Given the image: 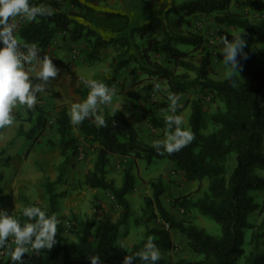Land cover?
Segmentation results:
<instances>
[{
    "label": "trees",
    "instance_id": "16d2710c",
    "mask_svg": "<svg viewBox=\"0 0 264 264\" xmlns=\"http://www.w3.org/2000/svg\"><path fill=\"white\" fill-rule=\"evenodd\" d=\"M87 2L90 0H30L32 4L51 8L53 14L37 16L22 25L16 32L19 44H35L39 55L43 57L47 55L52 40L62 34L68 37L70 44L82 42L87 50V59L97 62L100 52L116 40L111 34L104 38L102 31L88 19L86 14L94 10L86 4ZM231 2L232 0H185L167 9L163 15L152 14L146 24L128 29L130 38L137 36L143 41L141 47L135 46L138 50V58H135V61L142 63L141 70L145 75L156 81L162 80L171 94L180 96L191 88H199L202 91H211L213 98H217L222 104V108L217 106L210 115L209 123L214 126L210 133H203L205 118L200 98L192 99L189 109V130L194 133L195 138L178 152L163 155L156 152L153 143L140 139L138 131L122 110L116 109L111 114H103L105 126L98 125L93 117L86 118L78 124V137L69 133L68 114L64 110L56 114L55 132L59 142L55 144L48 140L46 145L57 146L61 157L64 158L67 150L74 152L78 139H82L94 154L92 168L84 176V186L87 189L108 191L113 202L120 208V213L114 222L109 215L103 213L101 225L94 220H84L80 223L79 238L71 243L62 242L65 229L61 222L63 218H59L56 242L52 248L39 249L37 252L46 254L51 259L61 255L63 264H91L88 257L93 254L99 255L103 264H122L123 261L115 252L119 228L127 223L131 215L126 195L133 189L134 177L129 169L137 160L144 159L150 164L153 159H166L185 181L207 182L201 198L195 201L184 197L176 198V206L185 210L192 207L198 209L220 226L221 233L214 237L189 221L175 218L161 201L164 193L162 182L151 181L149 184L152 199L148 206L152 211L155 209L163 223L161 229L152 228L149 231L156 236V246L164 252L171 250L173 244L168 230H173L185 240L187 248L196 257L194 260L178 259L176 264H264V233L250 223V217L260 208L254 194L264 191V177L258 174V171L264 170V58L258 56L252 40L245 38L246 56H237L241 83L234 85L232 79L211 80L209 53H203L200 63L194 65L188 58L189 51L184 50L185 47H190L192 51L200 49L202 36L193 33L172 34L166 24L167 16L171 13L185 16L200 14L215 24L235 27L244 35L264 43V28L248 20L245 14L233 12ZM248 3L252 11L264 12V1L249 0ZM103 17L106 20H123L120 31L129 27L128 17L118 11H105ZM124 45L128 46L127 40H124ZM127 51L126 48L125 53H128ZM160 56L164 57L161 62L153 59ZM52 59L71 79L76 78L67 62L54 57ZM128 64L127 58L116 66L114 72L128 67ZM178 70L183 72L178 73ZM111 79L105 83L111 85L116 78ZM88 91L87 85L81 81L74 92L84 100ZM132 97L148 102L146 95ZM164 107L165 104L150 103L152 128L167 129L165 118L155 113ZM37 110L40 112L41 109ZM28 113L30 114V111ZM44 120L38 115L35 126H42ZM230 155H234L235 166L228 173L226 162ZM112 156L129 159L120 187H115L113 181L107 178V167ZM59 180L60 178L55 182L44 183L49 206L46 214L49 216L57 213L58 198L62 197V194H56L54 191V186ZM3 199L0 190V203ZM15 217L21 223L28 219L22 214ZM246 230H251L250 240L253 246L248 254L243 249ZM141 250L142 243L135 244L127 255L134 256ZM35 259L34 256L24 254L25 264H36ZM141 263L145 262L139 257L131 261V264ZM0 264H11V261L9 258H2ZM157 264L165 262L160 259Z\"/></svg>",
    "mask_w": 264,
    "mask_h": 264
},
{
    "label": "rangeland",
    "instance_id": "374dc122",
    "mask_svg": "<svg viewBox=\"0 0 264 264\" xmlns=\"http://www.w3.org/2000/svg\"><path fill=\"white\" fill-rule=\"evenodd\" d=\"M146 1L149 3H146ZM146 1L144 2L148 5L159 1V7L156 13L163 15L167 9H171L185 0ZM248 1L249 0H232L231 10L236 13L245 14L248 20L264 28V12L252 11ZM132 2L133 0H90V2L86 3L90 7H93L94 10V12L86 14L92 24L102 31L101 33L104 38L111 34L113 39L116 40L113 44L100 52V59L97 62H90L87 59V50L82 42L78 45L67 43L62 47V52H59L60 48H55L52 50V53L54 58L65 63L68 62L71 70L80 78L76 77V80H95L106 84V81L112 80L111 78L115 77L116 79L114 82L109 85L115 90L113 98L116 97V102L122 104L124 107H126V103H124L126 100L125 97H131L133 102L140 105V108H136L138 104L131 108L128 119L138 131L139 137L143 142L153 143V141L163 138L168 132V129L151 127L150 103L165 104L166 107L155 111L158 116L165 118L166 115L170 114L168 112V104L170 103L168 97L171 92H169L162 80L156 81L145 75L141 70L142 63L138 60L135 61V58H138V50L135 46L141 47L143 41L138 39L137 36L130 38L128 29L119 30L123 24V20L110 25L103 17V12L105 11L114 12L120 10L119 12L122 13L124 11L122 3L129 5ZM27 21L28 20L18 16L15 17L14 24L19 25ZM166 24L168 30L172 34L193 33L202 36V45L200 49L192 51L190 47H185L184 50L189 51L188 58L194 65L200 63L203 53H209V78L211 80L224 81L232 79L234 85H239L241 83V77L237 69L236 73L232 76L227 75L229 68L224 65L221 60L222 54L219 51L222 46L217 43L220 34L227 35L229 39L238 34H241L244 39L250 38L258 56L261 59L264 58V43L252 36L244 35L241 30L235 27L215 24L209 18L200 14L185 16L171 13L167 16ZM16 32L14 33L15 36ZM62 36L58 37L57 42L66 40V35ZM17 40L19 43L18 38ZM124 40L128 41V46L124 45ZM126 48L128 49V53H125ZM127 58L129 60L128 67L114 72L116 66L120 62H124ZM153 59L161 62L164 57H153ZM57 68L62 74H65L63 69ZM26 69L32 71L35 76L37 69L34 65H26ZM177 72L182 73L183 70H178ZM122 74L125 79L121 82ZM126 80L128 81V85H126ZM156 84L160 85L158 89L155 87ZM140 92L144 96H147V103L143 100L132 98V94L138 95ZM213 97L214 95L211 91H202L199 88H191L187 93L180 95L177 110L178 114L183 117L182 127L189 130L188 117L190 102L192 99L200 98L202 100L205 118L203 133L208 134L213 131L214 126L209 123L210 115L215 111L217 106L220 108L223 107L218 99ZM213 99L214 101H212ZM111 108L112 107L106 109L104 114L110 113L112 111ZM20 109L21 105H17L16 108L13 109V115L15 117L13 124L0 128V174H2V181L3 177H5V182L3 183H6L3 185V183H1L2 181L0 182V188L2 189L0 190L2 194L4 192L7 193V197L4 198L7 207L6 205L4 207L2 206L5 201L3 200L0 203V209L6 210L8 214L13 216L22 214L23 208L30 205L25 189L23 188L29 180L27 174H32L34 176L35 173L40 172L37 170L41 168L38 165L41 159L45 162H61L60 158L56 159V157H54L53 151L50 148H44L42 150V148L37 147V149H35L36 151L30 150L33 139L36 136V139H42V143L38 142V145L41 146L43 143L45 144L46 140L51 141L52 135H56L55 113L51 114L50 112L41 111L40 109V112H38V108H33L34 114L37 113L41 118L45 119L42 126H35L34 123H31L32 113L24 114L18 111ZM76 130L77 126L72 124L69 133L72 131L73 135L76 136ZM45 137L50 139H46ZM44 155L47 156L48 159ZM63 159H70L72 172L69 178L71 179V183L62 184L63 187L60 188V190H62L60 193L62 197L58 198V204L60 202L62 211L65 212V215L61 217L62 215L56 213L55 217L57 221L59 218H63L61 222L65 230L62 235V242L71 243L79 238L80 223L84 222V220H94L95 223L101 225L103 223L102 214L105 213L109 215L110 219L114 222L119 216L120 208L113 202L112 196L108 191L93 190V192L97 193H91L92 189H87L84 186V176L86 172L92 168L94 154L82 139H78L77 147L74 152L70 149L67 150L66 157ZM128 161L129 159L120 156H112L110 158L107 167V178L113 181L115 187L121 186L124 178L123 172L128 166ZM234 166V155H230L226 162L227 172L230 173ZM129 171L134 177L133 189L126 195L131 207V215L127 223L119 228L116 241L117 249L115 252L119 259L123 261L124 257L127 256L128 252L135 244L142 243L144 248L148 240L154 242L156 236L149 232L150 229L162 228L161 226L163 223L161 218L156 213L155 209H153L154 213H152L153 211L148 206V202L152 199V191L149 184L151 181L156 182L160 180L162 182L164 193L161 197V201L164 207L175 218L189 221L198 228L205 230L211 236L218 237L220 235V226L209 216L203 215L198 209L193 207L185 210L176 206V198L184 197L192 201L201 198L207 186L206 181H185L182 175L174 169L172 163L166 159H153L150 164H147L144 159L137 160ZM59 173L61 174L60 176H64L61 170H59ZM258 174L264 177V170L258 171ZM16 181L17 183L15 184ZM262 194L263 192H256L254 194L255 201L259 204L260 208L250 217V223L257 226V228L259 227L260 232L262 231L264 233V194ZM168 233L173 244L172 249L164 252L159 248L161 259L164 260L165 264H176L178 259H196L187 248L185 240L177 232L168 230ZM250 238L251 230H246L243 245L246 254L252 251L253 248ZM262 240H264V237ZM26 254L34 256L36 258V264H63L61 255L51 259L46 254L39 253L35 250ZM2 258L5 260L8 257L0 250V260Z\"/></svg>",
    "mask_w": 264,
    "mask_h": 264
},
{
    "label": "clouds",
    "instance_id": "9594fccd",
    "mask_svg": "<svg viewBox=\"0 0 264 264\" xmlns=\"http://www.w3.org/2000/svg\"><path fill=\"white\" fill-rule=\"evenodd\" d=\"M53 10L30 3V0H0V128L14 122L13 109L24 105L32 109L37 103V94L46 91L50 78H55L59 69L53 63L52 57L39 55L35 44L21 46L15 36L17 25L10 18L21 17L34 20L37 16L52 15ZM217 43L221 45L220 53L224 65L229 68L228 76L236 73L238 54L246 56L244 48L246 40L241 34L232 36L220 34ZM26 65H34L37 69L35 76L30 74ZM30 77L39 78L40 83H34ZM89 91L81 102L74 103L68 111L69 120L78 125L86 118L93 117L98 125L105 126L106 121L100 115L101 106L110 105L115 90L107 84L95 81H83ZM155 87L158 89L159 84ZM168 112L165 123L168 132L163 138L153 141L156 152L163 155L178 152L190 144L195 135L182 127L183 117L177 114L179 96L169 94ZM22 215L28 219L21 223L15 216L0 209V250L9 258L11 264H24V254L39 249H49L56 242L57 219L55 215H47L38 205L23 208ZM145 264H157L161 253L156 244L148 240L143 250L134 256L124 257L122 264H131L135 258ZM91 264H103L97 254L88 257Z\"/></svg>",
    "mask_w": 264,
    "mask_h": 264
},
{
    "label": "crops",
    "instance_id": "0c3cea01",
    "mask_svg": "<svg viewBox=\"0 0 264 264\" xmlns=\"http://www.w3.org/2000/svg\"><path fill=\"white\" fill-rule=\"evenodd\" d=\"M144 1H146V0H133V2L129 5L122 3L123 4L122 6L124 7V11L122 13L127 15L128 22H129V24H128L129 27L126 28L125 30L129 29L132 26H138V25L146 24L148 22L149 17L158 11L159 1L156 3H150L149 5L146 4V3H149L148 1H146V3ZM117 11L119 12L120 10H117ZM14 21H15V18H12V23H14ZM106 22H108L110 25H112V23H114V24L117 23V21H114V20H106ZM24 24L25 23H23V24L21 23V24L17 25L15 32ZM101 28H103V27H101ZM108 29H111V28H108ZM59 36H62V34L57 35L52 40L51 45L48 48L47 55L50 57H54L53 53H52L53 49L60 48L59 52H62V50H63L62 47H64V45L67 43L70 44L67 36H65V39H66L65 41L57 42V39ZM78 44H81V42H77V43L71 44V45H78ZM56 67H59V66H56ZM59 68H61V67H59ZM69 69L71 70L70 66H69ZM72 72L74 73V71H72ZM30 74L32 76H34L32 71H30ZM75 76L77 78H79L76 74H75ZM30 79H32L34 83H40L41 82V81H39V78H37V77H30ZM50 79H51V81L49 82L46 91L43 93L37 94V103L33 108L37 107V108L41 109V111L43 110L45 112H50L51 114L55 113L54 114L55 116L61 110H64L68 114L69 109L71 108V106L74 103H78V102L82 101L81 97L74 92L75 89L78 87V85L81 83V81H79L80 78L78 80L71 79L69 77V74L66 71H65V74H62L61 71L59 70L57 73V76L55 78H50ZM124 79H125L124 75L122 74L121 82ZM127 80H129V79H127ZM127 80H126V83H127L126 85H128ZM132 96H134V95L132 94ZM143 96L144 95L141 93L140 97H143ZM125 99L126 100L124 103H126V107H124L120 103H117L116 97L112 98V102L110 105L101 106L100 115L103 116L104 111L106 109H109V107H112L111 108L112 111L116 110V109L122 110L125 113L126 117L129 118V112H131V108L138 103L133 102L131 100V97H125ZM33 108L28 109L26 106L21 105V109L18 111H20L21 113H24V114L28 113L30 111V113H32L31 123L36 124L35 119L38 116V114L33 113ZM136 108H140V105L139 104L136 105ZM141 108L143 109L142 106H141ZM112 111L108 114H111ZM69 122H70V120H69ZM70 126H72L71 122H70ZM76 126H77L76 136L73 135L72 131H70V134L73 135L74 137H78L77 135H79L78 125H76ZM36 137L33 139L34 144L32 143V145L30 146L31 151L37 149V147L42 148V150L44 148H50L53 151L54 157H56V159H58V158L61 159L60 163H57V161L56 162H54V161L45 162L41 159V161L38 162V165L41 168H40V170L39 169L37 170L40 172L35 173L34 176L32 174H29V175L27 174V177L29 178V180L26 182L25 187H23L25 189V192L27 195L28 203L30 205H38L45 212H48L49 206H48V201H47V195L45 194V190H44V183L46 181L55 182L60 177L59 182H57L54 186L55 187V189H54L55 193L60 194L62 192V190H60V188L63 187L62 184L71 183V179L69 178V175L71 174L72 171H71L70 159H67V160L63 159L60 155V150L57 146H54V147L47 146L46 145L47 140H46L45 144L43 143V145L40 146V145H38V142L42 143L43 141L41 138L36 139ZM45 138L50 139L47 137H45ZM51 141L54 142L55 144H58L59 138H58L57 134L52 135ZM45 155H46V152H45ZM45 157L48 159L47 156H45ZM59 170H61L64 173V176H60L61 174L59 173ZM4 180H5V177H3V181L1 183L5 182ZM16 183H17V181L15 182V184ZM4 184H6V183H3V185ZM91 191H92L91 193H97V192H93V190H91ZM262 192L264 194V191H262ZM2 195L4 196V198L7 197L6 192H4ZM3 200H5V199H3ZM5 205L7 207L6 200L4 201L2 206L4 207ZM57 214L62 215V216L65 215V212L62 211L60 202L57 206Z\"/></svg>",
    "mask_w": 264,
    "mask_h": 264
}]
</instances>
